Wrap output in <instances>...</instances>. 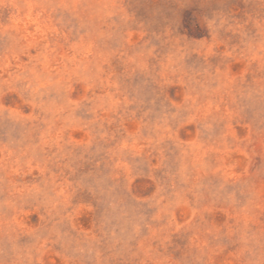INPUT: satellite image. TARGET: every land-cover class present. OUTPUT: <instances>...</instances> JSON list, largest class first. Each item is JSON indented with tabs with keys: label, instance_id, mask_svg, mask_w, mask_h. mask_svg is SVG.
<instances>
[{
	"label": "rangeland",
	"instance_id": "obj_1",
	"mask_svg": "<svg viewBox=\"0 0 264 264\" xmlns=\"http://www.w3.org/2000/svg\"><path fill=\"white\" fill-rule=\"evenodd\" d=\"M0 264H264V0H0Z\"/></svg>",
	"mask_w": 264,
	"mask_h": 264
}]
</instances>
